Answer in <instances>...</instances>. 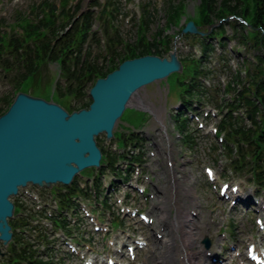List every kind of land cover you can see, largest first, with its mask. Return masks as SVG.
I'll list each match as a JSON object with an SVG mask.
<instances>
[{
	"label": "rangeland",
	"instance_id": "rangeland-1",
	"mask_svg": "<svg viewBox=\"0 0 264 264\" xmlns=\"http://www.w3.org/2000/svg\"><path fill=\"white\" fill-rule=\"evenodd\" d=\"M45 1L52 6H56L57 9L60 10L65 4L67 7L75 8L78 3L82 9H86L96 0H0V34L7 33L11 35L12 33L18 32L16 31L19 29L18 16H38V14L41 13L40 7ZM97 1L100 2V4L104 3V0ZM133 1L134 2H126L121 0L120 13L117 14L116 20H114V24L124 41L123 44L116 45L118 51L122 50V45H124L125 42L133 41L137 35L145 34V39L147 41H153L154 39H158V37H156L157 33H161L160 39L165 35L171 37L172 47L175 48L177 53L181 56L187 55L188 58L191 59L198 58L202 55L201 45L195 41H198L197 36L193 38V35L186 36V34H178L186 21L193 20L200 22V0ZM145 3L149 7L143 10V4ZM179 3L182 5L181 9L173 16L172 21L169 22L167 5L170 4L175 7ZM93 9L95 11L97 10V8ZM143 12L144 18L147 17L146 19L152 20V22H150L147 31L143 30L140 33L139 25L141 24L140 20L143 18ZM148 12L152 13V18L148 17ZM70 13H72V11ZM234 19V17H228V20ZM222 22L223 19L206 27L208 30H211L212 28L218 27ZM224 25L225 32L215 39L209 40L215 46L216 51L203 60L201 66H198L203 67L207 72L206 76L201 77V80L207 87L206 94L208 98V100L205 101L207 105L203 106L202 109H204V107L207 109L212 108L220 116L225 114V104L231 97V94L225 90V84L229 81L231 74L235 73V71L241 67L243 58L250 57V53L245 52L243 46L238 44L237 40L234 38V30H232L227 23ZM198 26L201 27L200 24H198ZM101 45L102 46L98 47L92 46L93 54L97 55L104 53L103 44ZM164 56H167V54ZM115 61L117 60L115 59ZM190 66L196 67V63L192 62ZM49 67L52 71L56 70L55 65H50ZM189 71L190 70H188V72ZM183 76L184 73H172L165 79L158 80L141 88L130 101L131 106L126 108L122 116L117 120L113 129V133L116 136L122 132L128 133L134 130L135 134L143 137L141 131L144 128H148L153 138L148 139L147 142L146 140L143 141L145 151L144 159L147 165L144 166L141 176L133 177V185L131 187L126 184L118 183L115 187L109 188V181L114 179L117 182L119 180L118 176L108 173L102 178V187L104 188V186H106L107 189H109L106 191V195L108 197V204H110L111 207L108 210L103 209L94 211L96 214L97 211L103 214L101 220H99L102 226L101 230L95 231V225L85 220L82 214L70 216L73 220L81 219L84 221V223L78 226L81 230V238L91 243L92 246L87 248V245H85L84 248L83 244L79 243V239L75 235V228L71 230V236L75 244L79 246L78 248L82 249V252L94 253L91 258L94 264H103L100 262L101 255H113L114 253L110 251H114L113 247H115L116 243H118L120 247L121 244L124 243L126 246L131 244L134 238L143 239L146 242V246L142 250L135 249V258L124 260V264H161L158 263L156 257L161 251L162 239L169 237L167 231L168 227L171 234L169 221L167 219L164 222L157 220L161 216H158L161 209L160 205L163 204L161 203V198L166 197L168 201L172 195V191L170 190L171 185L166 176V172L170 173V167L165 163L167 148L169 157L175 164L176 185V195L173 193V195H175L174 206L176 207L173 211L172 208L174 206L169 210L172 211L173 214L177 213L181 214V216L190 217V223L185 220L181 221L179 232L181 233L183 230L187 231L190 228L188 232H192L193 244H187L184 250H181L180 247L175 245L171 251L170 259L169 256L167 258L166 264H176L174 261L177 251H184L187 260H191L192 264H216L215 262H211L204 254L205 239L210 242V246H212L215 251H220L221 253L226 251L227 243L230 240L242 247L246 240L250 241L254 239L264 246L262 242L263 235L260 234L258 226L255 223V218L263 214L257 213L258 209L253 201L252 203L254 205H244L238 201L235 206H231L229 205V200H223V198L217 194L219 189L218 185L223 181H230L238 183L240 190L238 194L243 197V199L247 197V193L252 194V196H250L251 198L257 197L255 194L264 196V184H260L256 180L254 181L250 173L245 171L244 166L241 168L235 167V165L240 164L235 162L238 159V153L235 150L231 153L227 152L224 143V133H219V136H215L213 129L219 121L217 115L205 121L203 119H199V121H194L193 118L190 119L191 121L187 129L192 132L194 136L191 148L182 143L181 137H176L177 130L175 129L172 115L177 111L173 108V105L180 100L179 92L181 86L178 82L183 79ZM31 84H33L31 80L27 81L22 90L27 91ZM43 85L44 84L40 83L39 88L40 91L44 90L45 92L41 94V92L37 90L40 94L37 96L48 101H55L62 106L61 101L56 100L54 96H52L51 88H49L50 86L42 88ZM14 90L15 88L10 81V74L4 73L3 69L0 68V96L3 94L14 95ZM141 98L154 104L153 107H156L155 109L159 112L158 116L160 117L161 115L163 123L160 119L157 120L152 115H149L147 111L133 107L134 105H139L138 99ZM195 105L198 107V102H196ZM139 106L140 108L146 109V106ZM241 110L243 109L241 108ZM186 119L189 121L187 113ZM199 122L203 125H200ZM161 123L164 126V132L160 126ZM179 134L182 135L181 132H179ZM221 137L223 140L220 141ZM97 139L104 140V134L98 135ZM113 141L114 140L111 139L110 143H103L104 147L114 149L115 143ZM166 144L168 145L167 148ZM150 151H152L153 154H151ZM163 156H166L164 162L157 161L158 159L160 160V158L162 159ZM259 163L264 165L262 161ZM121 164L122 167H124V163L122 162ZM154 164L157 165L156 169L158 170V173L155 175L149 170L151 166L155 168ZM204 167H211L213 169L216 176L215 181L210 182L208 180L204 172ZM89 172L90 170H84L81 176L82 178L79 176L81 178L79 180L82 181ZM147 176L150 180L146 179ZM177 176H179V178H177ZM135 184L145 188V192L142 193L137 189H133ZM154 185L157 186V190L154 189ZM27 190L38 196L36 201L38 202L40 200L38 203L39 205L42 203L46 205L45 202L48 201L51 203V206L54 207V204L50 201L51 198H48V190L46 192L40 191L41 189L32 188L30 185L27 187ZM19 198L23 207H33L36 211L41 210L40 207L39 209L36 208L39 205L28 197L25 191L20 193ZM14 199L15 197H11V200ZM88 203L93 205L94 199H90ZM262 204H264V200ZM155 205L158 206L156 207ZM126 207L128 209H139V211L147 213L153 218V222L149 225H145L140 220L139 215L136 214L131 216L129 212L126 211ZM96 209L98 208L96 207ZM190 209L196 213L194 216L189 215ZM41 221L45 226H48L47 241L63 235L60 229L53 232L51 231L50 223H46L43 219ZM187 224L190 227H188ZM158 231L161 233H157ZM25 234H27V232H25ZM33 234L37 235L35 232L28 233L30 237H33ZM157 234H159L160 237H158ZM177 242L179 241L176 239L175 243L177 244ZM36 245L47 246L48 244L46 241H41L38 244H34V247H36ZM55 247L59 248L58 252H52L51 260L55 264H83V260L78 261L76 256L72 259L67 258L63 252L68 249L66 245L62 246L57 243ZM38 249L41 250L42 247L40 246ZM0 250L5 251L1 243ZM96 254L99 256L95 257ZM117 254H114L115 258H124L118 251ZM6 256L7 255H0V264H2L1 260L5 259ZM126 257L128 258L129 256L126 254Z\"/></svg>",
	"mask_w": 264,
	"mask_h": 264
},
{
	"label": "trees",
	"instance_id": "trees-1",
	"mask_svg": "<svg viewBox=\"0 0 264 264\" xmlns=\"http://www.w3.org/2000/svg\"><path fill=\"white\" fill-rule=\"evenodd\" d=\"M130 1V0H128ZM121 0H105L100 4L97 0L92 4L98 10L88 9L79 18L72 21L74 15L80 10L76 7L74 14H71V7L63 5L61 10L50 5L47 1L40 7L38 16L32 19L30 16H18V32L0 34V68L4 73L10 74V81L15 91L25 87L26 82L31 80L27 91L32 95H40L39 84H44L42 88H52V96L61 101L62 106L68 111L87 108L90 99L86 96V91L98 77L105 76L118 64L126 59L145 54H155L163 56V50L170 47V38L160 39L157 33L153 41H147L145 34L135 36L130 42L122 45V50L118 51L116 45L123 44L117 27L114 24L117 14L120 13ZM147 4H143V10ZM179 3L175 7L167 5L169 22L173 16L181 9ZM200 29L208 31V35L198 37L201 45L202 55L198 58H180L183 64V79L179 80L182 97L189 96L201 101L207 97L206 86L200 80L207 72L198 67L202 61L210 56L214 50V45L209 41L225 32V25L228 24L234 30V38L238 44L243 46L245 52L250 53V57L243 58L241 67L231 74L229 81L225 84L226 92L231 94L229 101L225 104V114L218 121V134L224 133L225 146L228 153L235 150L238 153L240 163L236 167H243L251 174V178L260 184H264V0H200ZM42 14V15H41ZM148 17L152 18V13L148 12ZM60 15L63 16L59 20ZM230 15L241 16L245 23L237 19L228 20ZM144 18V12H143ZM140 20V33L148 30L152 20L144 18ZM223 22L216 28L208 30L206 26ZM225 22V23H224ZM70 28L64 33L65 27ZM97 25L96 29L94 26ZM104 41V54H93V44L98 47ZM224 44V43H223ZM163 47V48H161ZM115 59L118 60L116 63ZM195 62L196 67H191L190 63ZM58 65L55 71L49 67L50 64ZM106 63V64H105ZM188 70H190L188 72ZM56 74V77H55ZM24 91V90H23ZM43 94L45 91H40ZM13 93V94H14ZM14 95L3 94L0 96V115L12 102ZM187 103V102H186ZM219 106V105H218ZM241 108L243 110H241ZM242 113L235 114V111ZM250 119L247 120V115ZM175 127L182 133V143L191 148L193 144V134L188 128V120L181 115V112L174 115ZM133 141L138 142L139 138L134 133L119 134L117 145L125 148ZM234 147V149H233ZM102 150L100 169H92L93 185L97 195H102L100 188L101 176L109 171H117L115 162L122 158L130 165L137 162L138 156L129 152H113ZM242 160V161H241ZM62 187V186H61ZM58 202L61 206L72 208V196H88V188H79L76 180L69 187L56 188L54 190ZM103 197L101 204L105 208L109 207L107 200ZM98 199V197H97ZM100 204V205H101ZM19 205L17 201L15 206ZM14 229L13 245L10 247L11 264H43L39 260H33L38 251L28 250L24 245L17 247L23 238L19 237L15 231L16 220H10ZM64 222L62 221V224ZM13 258V260H11Z\"/></svg>",
	"mask_w": 264,
	"mask_h": 264
},
{
	"label": "water",
	"instance_id": "water-1",
	"mask_svg": "<svg viewBox=\"0 0 264 264\" xmlns=\"http://www.w3.org/2000/svg\"><path fill=\"white\" fill-rule=\"evenodd\" d=\"M182 33H199L188 21ZM182 63L175 51L168 57L146 54L123 60L117 68L99 77L88 91L87 108L68 113L54 101L18 92L0 115V239H11L7 218L14 205L8 198L28 183L50 187L68 185L88 167H99L101 151L95 141L113 129L137 91L147 84L180 72ZM250 118V115H248ZM205 246L210 242L205 239Z\"/></svg>",
	"mask_w": 264,
	"mask_h": 264
},
{
	"label": "bare ground",
	"instance_id": "bare-ground-1",
	"mask_svg": "<svg viewBox=\"0 0 264 264\" xmlns=\"http://www.w3.org/2000/svg\"><path fill=\"white\" fill-rule=\"evenodd\" d=\"M138 104L141 105V106H146V107L150 108V110L153 111V106L154 105H152L150 102L144 100L143 98L138 99ZM154 108H156V107H154ZM158 113L159 112L157 111V116L156 117L160 118L161 115L159 117ZM159 161H163L164 162V159L160 158ZM157 173H158V170H157L156 174ZM172 175H173V173H172ZM174 184H175V182H174ZM161 201H162L161 203H163V204L160 205L161 209H160V212H159V215H158V216H160V215L161 216L157 220L164 222L167 219L169 221L168 223H169V226H170V229H171V234H170V230H168L169 229V227H168L167 231L169 233V235H168L169 237L168 238L165 237V238L162 239V241H161V244H162L161 251L158 253V255L156 257V260H158V263H161V264L165 263L166 264L167 263V258L169 256V259H170L171 251H172V249H173V247L175 245L180 247L181 250H184L185 247L187 246V244L188 245H192L193 244V242H192L193 238H192V232H188L190 230V228L187 231L186 230L183 231L182 234H179L177 232L179 223L182 221L181 218H183L185 221L190 223V217L189 216H187V217L186 216H181V214H177V213H175L173 216H171V214L169 212V206H170L169 201H167L166 197L161 198ZM155 209H156V207H155ZM188 227H190V226L188 225ZM177 238L179 239V242H177V244H176L175 241H176ZM169 241H170V243H169ZM169 253H170V255H169ZM175 261L178 264H192L191 260H187L184 251H177L176 256H175Z\"/></svg>",
	"mask_w": 264,
	"mask_h": 264
}]
</instances>
